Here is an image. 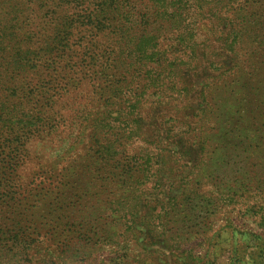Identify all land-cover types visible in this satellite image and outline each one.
Returning <instances> with one entry per match:
<instances>
[{
    "label": "rangeland",
    "instance_id": "rangeland-1",
    "mask_svg": "<svg viewBox=\"0 0 264 264\" xmlns=\"http://www.w3.org/2000/svg\"><path fill=\"white\" fill-rule=\"evenodd\" d=\"M115 1L99 34L70 36L72 62L86 46H142L155 84L105 60L56 82L44 60L15 69L18 41L41 45L63 4L0 0L1 108L42 106L57 123L1 185L0 264H264V0ZM85 113L128 136L92 148Z\"/></svg>",
    "mask_w": 264,
    "mask_h": 264
},
{
    "label": "trees",
    "instance_id": "trees-1",
    "mask_svg": "<svg viewBox=\"0 0 264 264\" xmlns=\"http://www.w3.org/2000/svg\"><path fill=\"white\" fill-rule=\"evenodd\" d=\"M89 1L96 5V11L88 12L86 8L89 5ZM62 0L61 9L62 11L59 22L54 25L53 34L51 36L46 35L45 39L42 40L41 45L33 43L31 48H23V41H18V49H15L13 56L10 57L13 60L15 69H20L22 72L26 70L31 71L36 69V64L40 63L42 60L46 62L44 64V72L53 78H50L51 82L60 81L58 78L63 79L60 74L63 73L62 70H67L73 68L78 62L84 65L85 62L96 64L98 61L105 60L107 66H113L114 69L118 65H122L124 70L133 72L135 78L138 76L142 78L143 81H154L151 84H155L158 81L159 74L156 75L157 78L153 77L156 74V68L150 65L153 61L154 56L150 55L148 51L142 46L130 47V45H123L121 42L115 44V47L119 46L122 48L117 56L116 52L110 51L107 48L100 52V54H92L89 51L90 46H86V49L77 50L82 53L81 58L77 61L72 62L75 59V50L72 49L73 46L70 45V36L80 28L83 30L95 31L99 34L103 28L102 23L106 21L107 17H111L113 21L116 17L117 5L115 0ZM87 2V3H86ZM189 0L182 3V0H172L170 5L176 10H184L190 6ZM86 4V6H85ZM65 9V10H64ZM64 10V11H63ZM54 15V14H53ZM115 16V17H114ZM93 29V30H92ZM1 38V35H0ZM94 39V37H93ZM95 43L91 45L94 46ZM0 48L3 49L2 40L0 39ZM98 49V48H96ZM1 50V49H0ZM50 62V63H49ZM72 62V63H71ZM94 66V65H93ZM107 67L103 69L106 71ZM99 72V71H98ZM101 72V71H100ZM133 78V77H132ZM155 78V79H153ZM50 84V83H48ZM131 86V81H125V83L114 91V97L118 96L115 93L121 92L120 90H128ZM126 95L124 94V97ZM51 99V97L49 98ZM45 97L40 98V102L44 106H50L52 101ZM23 101V98H22ZM133 104V103H131ZM137 103L132 106H128L123 113L134 114L138 109L136 107ZM51 111L50 109H43L42 106H37V111L33 116H27L25 114L19 117L22 111L16 108H1L0 105V197H4L1 192V185L3 182L11 180L18 168L21 167L23 160H26L27 150L25 148L26 144L32 139L39 138L41 135L51 134L56 130V122L54 119L47 118V113ZM44 114V116H42ZM84 126L90 129L91 137L90 144L92 148L98 147V150H109L110 145H112L108 140L111 136L119 141L118 136H126L128 133L119 124V120L97 119L90 120V114L85 113ZM105 121H108L107 123ZM110 121V122H109ZM117 122V125L115 124ZM120 132L117 134V132ZM123 140V139H122ZM124 141V140H123ZM120 142L119 146H123ZM112 149V147H111ZM150 165L147 164V173L149 171ZM162 206V205H161ZM165 206V205H164Z\"/></svg>",
    "mask_w": 264,
    "mask_h": 264
}]
</instances>
